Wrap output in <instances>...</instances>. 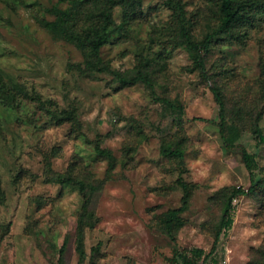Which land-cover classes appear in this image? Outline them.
Here are the masks:
<instances>
[{
    "label": "rangeland",
    "instance_id": "rangeland-1",
    "mask_svg": "<svg viewBox=\"0 0 264 264\" xmlns=\"http://www.w3.org/2000/svg\"><path fill=\"white\" fill-rule=\"evenodd\" d=\"M232 4L202 72L180 27L220 0H0V264H264V0Z\"/></svg>",
    "mask_w": 264,
    "mask_h": 264
},
{
    "label": "trees",
    "instance_id": "trees-1",
    "mask_svg": "<svg viewBox=\"0 0 264 264\" xmlns=\"http://www.w3.org/2000/svg\"><path fill=\"white\" fill-rule=\"evenodd\" d=\"M69 1L74 2L76 0H69ZM95 1L101 2V0H95ZM102 1H104L107 4V1L109 0H102ZM220 4H221L222 12H223V16L221 18L220 24L216 29L208 33L206 37L203 39V41L196 42L192 40L189 34L187 33L186 29L184 28V26L181 25L180 27L182 35L185 39L186 48L189 51V55L191 59L193 60V62L195 63V65L202 72H204V65H205L204 59H205V55L207 54L209 50L211 39L214 36L222 33L226 28H228L233 23V20L235 19L237 15V11L233 7L232 0H220ZM53 12L58 19L55 26L58 27V30L60 32L64 33L68 38L78 43L79 45L85 44L86 46L90 47L94 55L97 54L99 47L106 40V34L104 32V28L101 30V27L97 23H91L89 27H87L85 30L79 31L76 29V31H72L71 29L67 27V24H66L68 15H69L68 11H66V9L63 10L60 8H56V9H53ZM101 14L103 15L104 18L109 20V14L107 12V9L103 10ZM141 78L142 77L140 75H135L129 78L128 80L131 82H134ZM121 79L126 81L125 77H121ZM214 94L215 96H217V93L215 91H214ZM219 105L222 108V101H219ZM223 116L224 115L222 114V109H220V117L222 120H223ZM70 118L71 116L67 117V119H70ZM252 132L253 134L256 135L258 142L264 141V136L261 134L258 128L253 129ZM99 152L104 153L102 149H100ZM164 152L170 153V154H177L180 156L182 154L180 151L175 150V149L164 150ZM243 160L246 166L250 167V159L246 151H243ZM54 180L58 183H68V184L76 185L81 191H83L85 188V185L82 181L76 180L69 173L68 174H56L54 176ZM178 182L184 189H187V184L185 182L181 181V179H178ZM236 192L239 194L241 193L240 191H236ZM86 201L88 202V199H86L85 202ZM175 212L176 211L174 210L173 213ZM226 220L227 222H230V219H226ZM191 251H192L191 257L187 256L186 254H181L180 255L181 262L180 263L177 262L175 264H192L194 260L193 258L196 256H199L202 253V250L198 248H194ZM62 252H63V247H61L59 250L60 256ZM60 256L58 260L53 264H63Z\"/></svg>",
    "mask_w": 264,
    "mask_h": 264
}]
</instances>
